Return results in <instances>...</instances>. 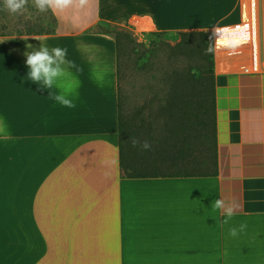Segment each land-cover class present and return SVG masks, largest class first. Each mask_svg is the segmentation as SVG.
I'll return each mask as SVG.
<instances>
[{
	"label": "crops",
	"instance_id": "1",
	"mask_svg": "<svg viewBox=\"0 0 264 264\" xmlns=\"http://www.w3.org/2000/svg\"><path fill=\"white\" fill-rule=\"evenodd\" d=\"M51 13L54 29L0 30V264H264V0H87ZM128 18L213 35L211 149L140 121L123 149L142 178L121 176L118 52L96 31ZM41 46L67 48L81 69H68L74 108L28 79L25 53ZM216 199L239 205L227 224Z\"/></svg>",
	"mask_w": 264,
	"mask_h": 264
},
{
	"label": "rangeland",
	"instance_id": "2",
	"mask_svg": "<svg viewBox=\"0 0 264 264\" xmlns=\"http://www.w3.org/2000/svg\"><path fill=\"white\" fill-rule=\"evenodd\" d=\"M147 20L151 21L150 18ZM148 22L137 24L135 19L128 18L122 27L133 34L137 43L121 40L119 46L121 117L122 122L130 126L134 132L140 121L146 128L154 126L163 130L170 125L171 118L167 115V110L162 109L167 99L170 100L171 76L179 72L190 84L189 77L198 74L196 69L200 64L198 56L177 47L180 41L177 35L179 30L150 31ZM193 22L203 23L199 20ZM21 24L33 29L50 30L56 27L57 21L50 10L39 13L32 0H29L27 10L22 15L9 14L4 9L3 0H0V30H4L6 26L14 27ZM97 30L100 31V28L97 27ZM151 32L161 34L155 36ZM150 50L154 52L150 53Z\"/></svg>",
	"mask_w": 264,
	"mask_h": 264
},
{
	"label": "trees",
	"instance_id": "3",
	"mask_svg": "<svg viewBox=\"0 0 264 264\" xmlns=\"http://www.w3.org/2000/svg\"><path fill=\"white\" fill-rule=\"evenodd\" d=\"M100 31L105 34H111L116 41V48L119 55L120 41L137 43L135 37L126 28L118 25L103 23L98 25ZM157 36L161 32H151ZM180 41L177 47L198 56L200 64L197 66V75L189 77L190 84L186 82L184 75L179 72L171 76L170 100L167 99L162 111L167 110L170 125L175 127L178 136L184 137V134L191 136L193 140V150L199 149L200 143L204 146L206 143L211 149V143L214 141V61L213 51L207 52L209 46L213 49V35L206 30H184L177 31ZM154 50H150V53ZM119 57V56H118ZM119 70V69H118ZM187 85V87H186ZM161 111V112H162ZM130 126L119 122L120 129V169L121 176L124 178H142L147 174L136 167L137 159L135 151L128 154L123 149L124 135L129 132ZM132 129V128H131ZM132 131L131 133H133ZM178 141H180L178 139ZM183 152V142L178 144ZM179 152V153H181Z\"/></svg>",
	"mask_w": 264,
	"mask_h": 264
},
{
	"label": "clouds",
	"instance_id": "4",
	"mask_svg": "<svg viewBox=\"0 0 264 264\" xmlns=\"http://www.w3.org/2000/svg\"><path fill=\"white\" fill-rule=\"evenodd\" d=\"M87 0H32L33 6L39 13L49 10L53 12L64 11L73 5L83 6ZM4 9L12 15H22L29 5V0H3ZM219 43V42H218ZM28 47H32L28 45ZM212 52L211 46L206 50ZM25 63L29 69L27 76L33 83L38 84L41 88L52 89L54 85L61 89L59 94L49 91V96L62 106L74 108L76 105L71 98L76 94L79 86L78 79L68 70L75 68L77 72L81 69L77 67L74 61L67 59V48L53 47L51 50L47 46H41L38 49L33 48L31 52H26ZM93 77L100 86H103V74H99L97 70H93ZM141 143L133 139L132 144L135 147ZM143 149H150L151 145L148 141L141 143ZM214 210H219L224 217L222 224H227L232 219L239 205L233 201L226 203L223 199H216L212 205ZM246 223H241L239 228L233 227L229 230V234L233 237L246 229Z\"/></svg>",
	"mask_w": 264,
	"mask_h": 264
}]
</instances>
